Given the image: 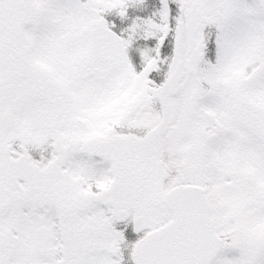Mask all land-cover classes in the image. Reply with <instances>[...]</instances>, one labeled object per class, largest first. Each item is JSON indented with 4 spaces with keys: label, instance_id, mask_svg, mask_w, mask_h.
I'll list each match as a JSON object with an SVG mask.
<instances>
[{
    "label": "snow or ice",
    "instance_id": "snow-or-ice-1",
    "mask_svg": "<svg viewBox=\"0 0 264 264\" xmlns=\"http://www.w3.org/2000/svg\"><path fill=\"white\" fill-rule=\"evenodd\" d=\"M0 264H264V0H0Z\"/></svg>",
    "mask_w": 264,
    "mask_h": 264
}]
</instances>
